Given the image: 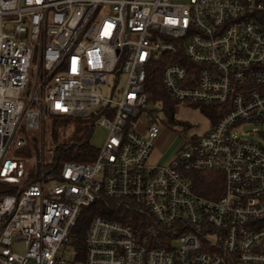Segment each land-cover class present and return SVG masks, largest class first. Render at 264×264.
<instances>
[{
  "label": "built area",
  "instance_id": "2783aa9c",
  "mask_svg": "<svg viewBox=\"0 0 264 264\" xmlns=\"http://www.w3.org/2000/svg\"><path fill=\"white\" fill-rule=\"evenodd\" d=\"M159 86L221 112L166 165ZM89 115L96 157L49 166L48 120ZM241 123L264 125V0H0V264H264V127ZM21 129L41 138L28 152ZM189 171L220 172L221 194ZM101 198L137 226L97 215L81 241Z\"/></svg>",
  "mask_w": 264,
  "mask_h": 264
},
{
  "label": "rangeland",
  "instance_id": "374dc122",
  "mask_svg": "<svg viewBox=\"0 0 264 264\" xmlns=\"http://www.w3.org/2000/svg\"><path fill=\"white\" fill-rule=\"evenodd\" d=\"M124 79L125 76L121 74L117 89L123 85ZM112 85L113 79H110L108 84L103 87V93L106 96L111 95ZM157 104V117L161 125L159 136L154 140L152 150L153 155H155V162L166 165L177 157L182 150L183 143L186 145L194 144L196 138L210 128L212 115L204 110L203 104L186 103L178 105L161 94L157 96ZM263 127L264 125L260 123H241L234 132L240 138L256 139V130ZM61 130L63 131L61 135L64 138L72 140L76 136L88 139V143L96 149L102 146L107 133L106 128L98 126L91 115L71 118ZM29 132L23 129L19 131L21 135H27ZM44 132L47 137L46 144L49 147L50 156H53L54 145L49 134V124H47ZM31 134L36 135L37 143H39L41 138L38 133L32 132L29 135ZM20 249L21 247L17 246L16 250Z\"/></svg>",
  "mask_w": 264,
  "mask_h": 264
},
{
  "label": "trees",
  "instance_id": "16d2710c",
  "mask_svg": "<svg viewBox=\"0 0 264 264\" xmlns=\"http://www.w3.org/2000/svg\"><path fill=\"white\" fill-rule=\"evenodd\" d=\"M158 94L163 96V91L160 89V86ZM203 107L207 113H211L212 124H214L221 115L218 106L203 104ZM70 120L71 117L61 116L52 117L48 120L49 134L54 145L55 152L49 166L58 167L63 162H90L97 155V149L88 143V139L75 136L72 140H70L61 135L63 133L61 128L65 127ZM37 140L36 135L31 134L26 147L23 149L24 152H28V148H30V146L36 147ZM188 176L193 182L194 190L199 194L206 197H215L221 194L224 178L220 172L211 171L203 173L198 171H189ZM3 184L0 182V193L13 191L11 186L9 187L7 184L6 186H3ZM110 205H112L111 200L101 198L94 201L91 205L81 209V216L77 222L76 229V233H78L81 241L86 234L90 221L97 215L105 219L117 220L128 223L132 226H137V220L139 217L135 213L123 209H111Z\"/></svg>",
  "mask_w": 264,
  "mask_h": 264
},
{
  "label": "crops",
  "instance_id": "0c3cea01",
  "mask_svg": "<svg viewBox=\"0 0 264 264\" xmlns=\"http://www.w3.org/2000/svg\"><path fill=\"white\" fill-rule=\"evenodd\" d=\"M151 158H152L153 160H155V155H153V153H152V155H151Z\"/></svg>",
  "mask_w": 264,
  "mask_h": 264
}]
</instances>
